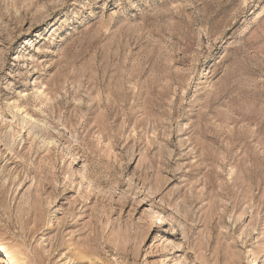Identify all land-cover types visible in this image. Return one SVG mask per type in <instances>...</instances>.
I'll list each match as a JSON object with an SVG mask.
<instances>
[{
  "label": "rangeland",
  "instance_id": "1",
  "mask_svg": "<svg viewBox=\"0 0 264 264\" xmlns=\"http://www.w3.org/2000/svg\"><path fill=\"white\" fill-rule=\"evenodd\" d=\"M0 264H264V0H0Z\"/></svg>",
  "mask_w": 264,
  "mask_h": 264
},
{
  "label": "bare ground",
  "instance_id": "2",
  "mask_svg": "<svg viewBox=\"0 0 264 264\" xmlns=\"http://www.w3.org/2000/svg\"><path fill=\"white\" fill-rule=\"evenodd\" d=\"M160 218V217H159Z\"/></svg>",
  "mask_w": 264,
  "mask_h": 264
}]
</instances>
